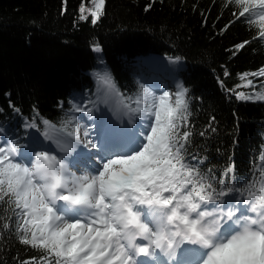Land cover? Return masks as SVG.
Listing matches in <instances>:
<instances>
[{
  "label": "snow or ice",
  "instance_id": "snow-or-ice-1",
  "mask_svg": "<svg viewBox=\"0 0 264 264\" xmlns=\"http://www.w3.org/2000/svg\"><path fill=\"white\" fill-rule=\"evenodd\" d=\"M231 2L242 7L238 16L233 12L236 19L255 4L260 6L264 22V0ZM92 3L95 24L103 15L106 0ZM81 19L86 17L81 15ZM255 39L264 40V28ZM250 43L244 41L235 48L239 51ZM93 50L101 52L98 46ZM249 75L264 77V67L243 74ZM248 84L256 88L252 80ZM175 87L174 105L167 103L170 90L163 89L148 107L125 106L118 115L102 108L87 89L75 94L69 110L79 114L83 138L75 131L62 136L56 141L57 154H51L56 147L34 123L22 122L7 132L0 126V201L15 205V232L20 243L41 249L46 264H140L141 256L156 258L158 250L168 264L185 242L210 249L198 264H264V167L258 190L251 162L249 175L236 179L231 157L217 180L206 164V155L188 152L186 142L191 133L180 132L191 115L184 99L188 89L179 81ZM259 87L247 95L237 93L236 99L264 101V82ZM105 94L112 96L114 104L119 98ZM14 111L19 113V109ZM75 114L73 121L77 120ZM102 118L105 124L142 123L146 132H141L139 150L113 153V139L106 128L102 145ZM209 128L216 131L211 123ZM145 206L152 210L151 227L139 211ZM174 220L179 221L175 230ZM3 227L8 229L9 224ZM137 237H141L139 243ZM23 264L40 261L33 257L32 262Z\"/></svg>",
  "mask_w": 264,
  "mask_h": 264
},
{
  "label": "trees",
  "instance_id": "trees-1",
  "mask_svg": "<svg viewBox=\"0 0 264 264\" xmlns=\"http://www.w3.org/2000/svg\"><path fill=\"white\" fill-rule=\"evenodd\" d=\"M254 5L236 19L233 12L238 16L242 7L231 0H106L93 24L92 0H0V125L11 128L20 114L34 119L42 114L62 117L69 126V91L91 85L83 69L110 74L130 98L140 82L128 63L159 52L191 65L187 85L201 99L191 121L198 149L220 164L233 157L237 169H246L264 136V102L236 99L241 91H259L264 82V77L243 76L264 67ZM244 41L251 43L237 51ZM97 46L99 53L93 50ZM218 75L232 90L230 98L218 87ZM14 207L0 201V264H23L33 257L46 264L41 249L20 243Z\"/></svg>",
  "mask_w": 264,
  "mask_h": 264
},
{
  "label": "rangeland",
  "instance_id": "rangeland-1",
  "mask_svg": "<svg viewBox=\"0 0 264 264\" xmlns=\"http://www.w3.org/2000/svg\"><path fill=\"white\" fill-rule=\"evenodd\" d=\"M175 60H176V59H175ZM171 63H172V62H171L170 60H168L167 62H165V64H166L168 67L171 65ZM173 64H175L174 67H178V66L182 65V62L179 60V62H176V63H173ZM174 67H171V69L174 68ZM179 82H181V81H179ZM169 90H170L171 93L173 92V89L170 88ZM174 91H175V93H176L177 89H174ZM175 93L169 96L170 102H171L173 105L175 104V101H176V95H175ZM150 95H151L152 99H153V97H155L152 93H150ZM103 99H104V101H105V93H104ZM144 99H145V98H143V100H144ZM143 100L138 104L139 107H141V106L143 105ZM103 107H106V106H105V103H104V105L102 106V108H103ZM102 119H103V118H102ZM101 121H102V120H101ZM80 126H81V128H80L79 130H84V129H83V126H82V125H80ZM102 128H103V127H102ZM104 128H106V127H104Z\"/></svg>",
  "mask_w": 264,
  "mask_h": 264
},
{
  "label": "bare ground",
  "instance_id": "bare-ground-1",
  "mask_svg": "<svg viewBox=\"0 0 264 264\" xmlns=\"http://www.w3.org/2000/svg\"><path fill=\"white\" fill-rule=\"evenodd\" d=\"M76 80H77V78H75ZM195 135V134H194ZM259 150V147L257 148V151ZM142 261V260H141ZM143 261H145V262H148V258L147 257H145L144 259H143Z\"/></svg>",
  "mask_w": 264,
  "mask_h": 264
}]
</instances>
